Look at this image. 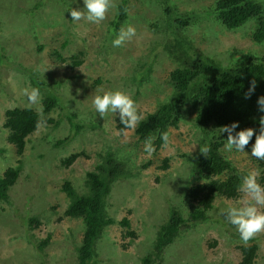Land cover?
<instances>
[{
    "label": "rangeland",
    "instance_id": "1",
    "mask_svg": "<svg viewBox=\"0 0 264 264\" xmlns=\"http://www.w3.org/2000/svg\"><path fill=\"white\" fill-rule=\"evenodd\" d=\"M121 1L111 0L105 19L91 23L70 17L68 10L82 7L83 0H0V177L8 167L20 165L6 198L0 200V264H74L83 225L80 219L63 216L69 197L61 186L69 180L76 191L84 193L85 173L104 161L107 149L126 160L106 198V211L116 222L104 229L96 243L100 258L108 256L114 264H141L151 254L154 264H240L238 246L254 243L252 264H264V231L245 243L221 214L228 205L247 199L242 192L236 199L217 196L206 220L187 224L160 250V259L156 256L157 231L169 210L180 208L184 217L189 208L184 194L193 177L187 156L198 151L201 135L192 123L194 112L183 108L163 146L156 149L152 144L154 150L149 154L133 128L118 132L114 120L118 114L101 118L95 113L92 99L101 90L128 93L142 117L172 91L168 74L176 64L162 47L171 31L151 27L164 23L161 5L156 0H124L127 19L121 26L132 24L136 34L113 47L109 28ZM170 1L182 16L198 12L214 0ZM198 18L196 25L186 26L180 34L192 39L198 52L209 51L221 66L234 65L245 53L264 54V43H255L250 37L252 21L224 31L215 20L201 14ZM146 67L150 68L147 80L140 78ZM32 79L42 88L35 102L28 98L37 90ZM42 92L56 98L46 113L42 111ZM13 106L30 107L39 119L21 155L7 140L8 130L3 126L4 112ZM75 124L80 125L77 132ZM62 137V145H52ZM251 146L245 152L223 149L244 175L258 170L259 160L250 155ZM79 151L85 155L68 167L61 165L62 158ZM163 159L167 165L161 168ZM258 207L264 211V206ZM33 217L37 225L29 221ZM122 218L126 227L118 223ZM127 231H133L135 237ZM44 239H48L47 245L39 248Z\"/></svg>",
    "mask_w": 264,
    "mask_h": 264
},
{
    "label": "trees",
    "instance_id": "2",
    "mask_svg": "<svg viewBox=\"0 0 264 264\" xmlns=\"http://www.w3.org/2000/svg\"><path fill=\"white\" fill-rule=\"evenodd\" d=\"M162 7L163 25L159 27L153 24L152 28L169 29L171 35L163 39V49L176 66L168 74V84L172 91L165 101L158 102L152 112L146 113L143 119L133 128L138 141H153L156 149L163 146L165 140L163 134L168 135L169 127L176 126L181 115V110L190 108L194 112L193 126L200 131V147L207 148L203 154L198 151L187 156L191 162V175L193 183L184 194L189 205L186 207L185 216L181 215V209L172 207L168 212L166 222L160 225L154 244L157 250L156 256L165 245H168L175 236L187 224L206 220V214L213 207L214 199L219 196L225 199H236L240 195L238 191L243 178L246 176L234 166L233 161L224 154V143H226L227 133H219L223 125L238 121L235 131L251 127L254 130L253 137L245 146L249 149L254 143L255 135L260 130V118L264 112L259 110L257 99L264 95V54L245 53L236 59L234 65L221 66L216 57L209 51L198 52L193 45L192 39H187L184 34H180L186 26H194L200 20L198 14L203 18L213 19L221 30L233 31L247 23L253 22L250 37L255 43H264V0H214L211 5L203 7L198 12L191 11L179 16L170 0H156ZM124 0L117 4V14L111 22L109 28L111 34H115L117 29L127 17L124 12ZM200 16V15H199ZM219 31V30H217ZM172 36V37H171ZM112 38H110L111 40ZM109 41V39L107 40ZM72 62L80 63V60ZM149 67L141 73V79L147 80ZM32 79V85H36V79ZM96 81V80H95ZM255 81L254 90L245 98L249 85ZM42 88L37 86V90ZM55 95L42 92V111L44 113L51 110L55 105ZM38 116L30 107L13 106L4 112L3 126L8 130L7 140L15 147L17 155L24 151L28 136L33 133L38 124ZM115 127L122 133L125 129L115 117ZM51 122L54 120L48 119ZM55 124L58 121H54ZM74 131L80 125H74ZM51 141V140H45ZM65 139H56L53 146H60ZM84 156V152H73L65 156L60 161L62 166L68 167L79 156ZM104 161L97 164L95 169L87 171L84 177V193L76 191L69 180H64L61 189L68 196V204L63 211V216L80 219L83 225L82 235L79 245L76 248V261L74 264H114L99 257L96 243L103 234L106 227L114 224L116 220L106 211V198L109 195L110 186L115 177L125 166L126 157H118L115 150L104 151ZM167 165V159H163ZM259 170L258 183L264 186V161H257ZM20 165L8 167L0 177V200L6 198V191L14 183L19 173ZM30 222L38 224L36 218H31ZM120 226L126 227L127 221L122 218L118 221ZM128 236L135 237L133 231H127ZM126 232V233H127ZM252 239V238H251ZM249 241H252V240ZM48 239L41 240L38 247L47 245ZM241 253L240 264H252L256 255V245L247 244L238 246ZM151 254L142 259L141 264H154ZM155 256V257H156Z\"/></svg>",
    "mask_w": 264,
    "mask_h": 264
},
{
    "label": "clouds",
    "instance_id": "3",
    "mask_svg": "<svg viewBox=\"0 0 264 264\" xmlns=\"http://www.w3.org/2000/svg\"><path fill=\"white\" fill-rule=\"evenodd\" d=\"M111 0H83L82 7L70 8L69 13L73 21H79L81 18L91 23H99L105 19V14L110 6ZM136 34V29L132 24L121 26L111 39L113 47H120L125 41L130 40ZM255 81L249 85L248 93L245 98L254 90ZM38 96V90L33 89L28 94L30 102H35ZM259 110L264 112V96L257 99ZM92 105L95 113L104 118L107 113L118 114L119 122L126 128H134L143 117L138 114L137 106L134 99L126 92L121 90H101L92 99ZM260 130L255 135L254 143L251 146L250 155L257 160L264 161V116L260 118ZM238 127V121L223 125L219 129V133H227L226 143L223 147L225 151L245 152V146L254 135L251 127L234 130ZM162 139L167 140V134H163ZM144 150L151 153L154 149L150 140L145 141ZM200 151L206 155L208 149L201 148ZM83 156V155H82ZM179 176V175H177ZM258 170L250 171L241 183L238 191L245 194L242 204L228 205L221 210V214L225 216L228 223L235 226L239 233L241 241L247 243L255 234L264 231V211L258 206H264V186L259 184Z\"/></svg>",
    "mask_w": 264,
    "mask_h": 264
}]
</instances>
